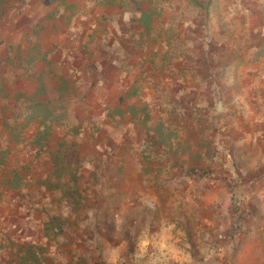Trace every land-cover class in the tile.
Returning a JSON list of instances; mask_svg holds the SVG:
<instances>
[{"label": "crops", "instance_id": "1", "mask_svg": "<svg viewBox=\"0 0 264 264\" xmlns=\"http://www.w3.org/2000/svg\"><path fill=\"white\" fill-rule=\"evenodd\" d=\"M0 264H264V0H0Z\"/></svg>", "mask_w": 264, "mask_h": 264}, {"label": "built area", "instance_id": "2", "mask_svg": "<svg viewBox=\"0 0 264 264\" xmlns=\"http://www.w3.org/2000/svg\"><path fill=\"white\" fill-rule=\"evenodd\" d=\"M240 216V215H239Z\"/></svg>", "mask_w": 264, "mask_h": 264}]
</instances>
